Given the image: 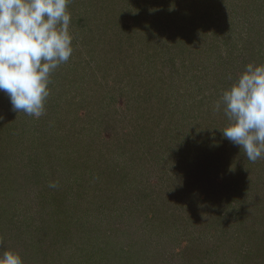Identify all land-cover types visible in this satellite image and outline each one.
<instances>
[{
  "label": "rangeland",
  "instance_id": "374dc122",
  "mask_svg": "<svg viewBox=\"0 0 264 264\" xmlns=\"http://www.w3.org/2000/svg\"><path fill=\"white\" fill-rule=\"evenodd\" d=\"M68 11L73 53L50 76L44 115L0 92V252L24 264H264V159L226 139L214 110L247 64H264V0Z\"/></svg>",
  "mask_w": 264,
  "mask_h": 264
},
{
  "label": "clouds",
  "instance_id": "9594fccd",
  "mask_svg": "<svg viewBox=\"0 0 264 264\" xmlns=\"http://www.w3.org/2000/svg\"><path fill=\"white\" fill-rule=\"evenodd\" d=\"M70 2L0 0V92L7 94L13 111L44 115L50 76L73 53ZM214 110L227 117L226 139L249 161L264 159V64H247ZM0 264L24 261L18 252L4 250Z\"/></svg>",
  "mask_w": 264,
  "mask_h": 264
},
{
  "label": "trees",
  "instance_id": "16d2710c",
  "mask_svg": "<svg viewBox=\"0 0 264 264\" xmlns=\"http://www.w3.org/2000/svg\"><path fill=\"white\" fill-rule=\"evenodd\" d=\"M85 238H86V233H85ZM97 240H100V238H97ZM106 242H108V241H106ZM106 242L102 240V242H99V243H101V245H105ZM101 250H103V246L101 247Z\"/></svg>",
  "mask_w": 264,
  "mask_h": 264
}]
</instances>
